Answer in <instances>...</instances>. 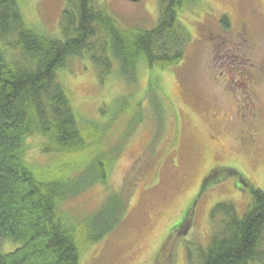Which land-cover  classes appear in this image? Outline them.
<instances>
[{"label":"rangeland","instance_id":"rangeland-1","mask_svg":"<svg viewBox=\"0 0 264 264\" xmlns=\"http://www.w3.org/2000/svg\"><path fill=\"white\" fill-rule=\"evenodd\" d=\"M18 1L26 26L63 37L67 0ZM93 2L123 29H152L160 20L161 0ZM178 19L189 31L179 63L150 67L142 60L128 80L116 62L104 79L90 56H77L57 72L76 114L104 128H92L86 149L61 151L39 132L26 138L23 163L43 181L86 184L91 163L110 157L105 179L59 204L72 224L96 214L113 195L126 204L118 226L83 249L81 264H190L188 250L205 247L219 225L220 215L211 217L216 204H232L242 216L251 203L250 188L264 190V75L256 78L255 115L245 123L241 111L250 101L223 88L229 68L254 74L264 62V0H196ZM244 28L245 49L237 45ZM248 128L259 136L245 146L242 131ZM226 164L244 176L246 187L238 186V176L218 174L223 181L199 197L187 233L170 237L210 167ZM19 245L3 240L1 250L9 253Z\"/></svg>","mask_w":264,"mask_h":264},{"label":"trees","instance_id":"trees-1","mask_svg":"<svg viewBox=\"0 0 264 264\" xmlns=\"http://www.w3.org/2000/svg\"><path fill=\"white\" fill-rule=\"evenodd\" d=\"M195 2L161 0L158 25L140 30L121 28L107 12L96 9L93 0H67L59 39L26 26L18 0H0V264H81L83 249L118 226L126 207L120 195L111 196L96 214L77 224L59 211L62 200L105 179L110 157L101 155L91 163L86 184L43 181L23 163L26 138L39 132L61 151L86 149L92 128H104L76 114L57 72L77 56H90L104 79L116 62L128 80L134 79L142 60L150 67L181 62L189 31L178 13ZM223 173L242 176L233 168ZM222 181L218 176L207 188ZM204 185L171 227L170 237L186 220L191 224ZM250 189L251 203L242 216L232 204H216L211 217L219 214V225L205 247L188 250L190 264L264 263V190ZM3 240L20 245L4 253Z\"/></svg>","mask_w":264,"mask_h":264},{"label":"flooded vegetation","instance_id":"flooded-vegetation-1","mask_svg":"<svg viewBox=\"0 0 264 264\" xmlns=\"http://www.w3.org/2000/svg\"><path fill=\"white\" fill-rule=\"evenodd\" d=\"M247 44H248V33H247V29L244 28L243 32L240 34V42L237 45H239L240 48L245 49L247 47ZM229 58H230V50H229ZM262 75H264V62L260 65L257 73L253 74L250 71H242L241 73H238V75H237V74H235V71H230V68H229V70L227 71V76L224 78L225 83H224L223 88H224V91L227 92L229 96H230V93L234 94L233 91H236V92L238 91V93L243 95L244 101L245 100L250 101L248 106H245L244 111L243 110L241 111L242 120L244 123L247 121V119H250L251 117H253L255 115L254 108H253V106H254L253 95H254L255 89L257 87L256 86V83H257L256 78L259 76H262ZM223 76H224V73L223 72L220 73V79H222ZM230 77H232V80H230ZM235 77H237V80L235 79ZM217 82H219V78H218ZM246 132H247V135L245 134ZM242 133H243L242 140L244 141L243 145H245V146L252 145V144L256 143L257 137L259 136L258 130L252 129V128H248L245 131L243 130ZM227 168H231L230 164H226V165H222V166L214 165V166L210 167V169L208 170V172L206 173V175L203 178L202 186L205 183L204 192L207 190V186L213 180H216L218 178V176L222 172H224ZM242 176L238 175L237 184L240 188L243 189L244 187H246V183H245V180ZM202 186L199 190V193L202 189ZM187 221L188 220H186L183 223L182 228L177 230L178 234L185 235V233H187L186 231L190 225V222H187Z\"/></svg>","mask_w":264,"mask_h":264},{"label":"water","instance_id":"water-1","mask_svg":"<svg viewBox=\"0 0 264 264\" xmlns=\"http://www.w3.org/2000/svg\"><path fill=\"white\" fill-rule=\"evenodd\" d=\"M130 1L137 2V1H140V0H130Z\"/></svg>","mask_w":264,"mask_h":264}]
</instances>
